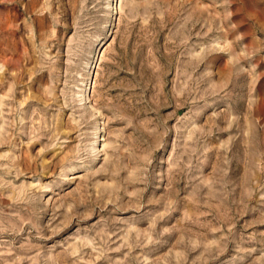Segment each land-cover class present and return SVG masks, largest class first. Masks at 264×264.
<instances>
[{
  "label": "rangeland",
  "instance_id": "obj_1",
  "mask_svg": "<svg viewBox=\"0 0 264 264\" xmlns=\"http://www.w3.org/2000/svg\"><path fill=\"white\" fill-rule=\"evenodd\" d=\"M0 264H264V0H0Z\"/></svg>",
  "mask_w": 264,
  "mask_h": 264
}]
</instances>
